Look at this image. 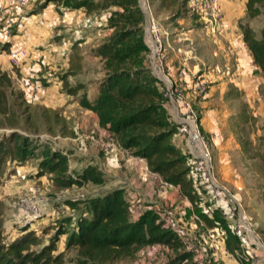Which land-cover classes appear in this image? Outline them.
<instances>
[{
    "label": "crops",
    "instance_id": "0c3cea01",
    "mask_svg": "<svg viewBox=\"0 0 264 264\" xmlns=\"http://www.w3.org/2000/svg\"><path fill=\"white\" fill-rule=\"evenodd\" d=\"M76 1H85L90 10L65 3H49L40 7L41 2L38 0H29L27 5L0 0V71L8 74L15 72L12 66L21 68L25 73L22 89L26 102L41 104L45 99L48 100L49 94L57 95L53 104L43 103L44 107L54 112L55 119L49 127L53 139L60 138L59 135L63 138L69 135L63 129L61 133L55 132L56 127H63V116L56 107L60 100H64V107L71 109L67 103L75 99L79 91L77 87L69 86L73 79H84L90 85L87 98L85 94L87 100L97 98L102 79L96 93L92 95L93 82L97 80V75L103 74L105 80L108 79L112 69L107 65L111 61L109 55L106 56L109 45L116 46L114 52L125 49L131 53L125 60L132 63L131 71L149 67V53L135 55L132 45L134 41H141L146 27L153 22L166 33L164 38L170 45L167 71L173 79L179 81L184 94L197 111L199 126L213 154L218 181L231 193L239 195L243 204L249 208L250 213L243 206L246 212L253 218L258 217L262 225L263 218L254 212L256 208L251 203L253 199L247 197L248 187L242 178L243 169L234 161L239 154V145L229 129V119L233 114L229 109L232 97H225L229 87H232L241 92L247 101L259 98V89L264 83L263 75L243 40L240 27L246 20L247 0L220 1L223 18L215 33H211L202 19L190 10L187 0L186 3L184 0H149V13H143L141 26L133 25L130 7L122 0ZM139 27H143L142 32L133 33ZM91 50L88 58L94 62L100 61L103 73L100 66H95L91 72L79 69L78 65ZM10 51H24L25 57L17 65H12L9 60ZM112 61L115 65L116 59ZM198 81L204 83L206 88L202 95H196L193 91ZM157 89L161 92V87ZM75 107L82 110L76 122L80 126L76 136H73L75 143L72 138H67L75 146L68 145L67 155L62 152L58 154L66 158L64 175L67 176L66 182L72 184L62 192L52 190L53 194L56 193L55 198H51L49 192L43 196L44 200H33L34 185L27 182V199L22 201L24 213L37 210L38 215L21 216L19 223L23 226L27 223L30 226L45 223L47 227L55 225L56 221L64 217H70L66 233L56 242V253L63 252L66 251L68 235L77 232L78 219L92 218L91 209L87 208L88 202L97 199L96 204L92 205L95 209L97 204L105 203V197L116 192L125 202L130 223L155 217L156 224L160 221L162 229L179 243L175 249L161 243L143 246L134 252L132 264H248V261H244L243 249L231 233L229 221L224 218L231 202L227 194L220 192L214 195L200 179L192 175L190 178L192 172L189 171L187 178L191 180V191L195 197L192 203L182 194L178 185L168 183L153 173L144 158L117 144L108 128L99 126L93 112L81 107L79 101ZM162 108L167 121L172 123L169 105L165 103ZM86 114L95 125L88 124ZM171 142L181 153L186 154L184 137L177 125ZM61 149L65 150L63 147ZM47 164L51 165L49 161ZM51 166L57 167L56 163ZM88 169H92L95 175L100 174V183L85 181L83 175ZM38 190L46 192L44 189ZM61 194L65 195L62 199L59 198ZM85 195L88 202L81 203L83 199L80 198ZM110 201L108 199V205L112 207L114 204ZM77 203H81L84 209H77L80 213L74 212V216L71 206H79ZM262 206L264 212V204ZM194 213L201 216L202 225L192 219ZM163 215L168 219L166 224L161 219ZM36 234L40 235L41 232ZM228 235L236 243L233 250L227 247ZM46 236L50 237V233ZM185 240L197 248L199 263L195 262L192 253L185 250ZM43 244L46 242L43 241ZM70 260L71 264H76L75 255Z\"/></svg>",
    "mask_w": 264,
    "mask_h": 264
},
{
    "label": "trees",
    "instance_id": "16d2710c",
    "mask_svg": "<svg viewBox=\"0 0 264 264\" xmlns=\"http://www.w3.org/2000/svg\"><path fill=\"white\" fill-rule=\"evenodd\" d=\"M40 7L53 3L59 5L65 3L74 6H82L86 11L90 6L85 1L76 0H38ZM126 6L130 7V14L133 17V25H142L143 13L141 12L137 0H122ZM77 2V3H76ZM137 6V7H136ZM264 0H247L246 15L248 19L258 18L262 14ZM126 10V9H125ZM243 40L247 45L252 58L260 70L264 71V28L261 32V46L250 45L253 40L249 26L240 25ZM143 27L133 30V33L142 32ZM132 33V34H133ZM143 42V43H142ZM253 44L257 42L253 41ZM116 46L109 45L106 56L111 61L107 62L111 66L109 77L99 86L97 98L92 102L81 97L80 106L93 112L97 118L99 126L107 127L117 143L124 149H133V153L147 161L149 169L162 177L168 183L178 185L192 203L195 197L191 191V180L188 176L190 166L186 154L176 148L171 137L175 133L174 127H169V122L161 121L158 110L163 111L165 99L159 89L150 84L153 78L149 68L134 69L131 71L132 63L127 60V55H131L125 49L114 52ZM133 52L135 55L148 54V49L144 44V34L141 41H134ZM116 59V64L113 61ZM141 61V57L139 58ZM122 64V65H121ZM122 70L121 72H118ZM118 72V73H116ZM150 76V77H149ZM148 79V80H147ZM12 88V80L7 73L0 71V127L6 129H22L19 117L25 114V108L21 107L17 100L15 106H11L7 99V90ZM235 97L242 95L236 91ZM233 95V88L230 87L226 97ZM251 120L254 118L250 115ZM239 119H242L239 115ZM247 118L245 122H247ZM172 124V123H171ZM165 128V129H162ZM12 131V130H11ZM22 135H16L13 140H23ZM143 141L144 143H140ZM239 145L243 154L248 153V147L252 145L249 139H239ZM21 153V151H20ZM44 155L51 165L56 163L62 172L66 169L67 161L63 156L56 153ZM56 170V167L51 166ZM61 172V171H60ZM93 172L83 175L85 181L89 180L94 184L100 183V179L94 177ZM95 173V172H94ZM92 174V175H91ZM80 184V183H79ZM110 203L114 205L110 207ZM104 204H97L93 209L97 199L88 202L92 212V218H79L77 222V232L68 235L66 240V250L75 251L76 264H132L134 252L139 248L152 244L161 243L169 247L177 248L179 243L164 231L162 223L155 222V217L130 223L127 219V207L119 193L114 192L104 198ZM1 201H0V264H71L63 259V252L54 254L58 238L66 233V221L59 220L55 223L54 231L47 244H43L42 235L47 234L49 226L44 227L40 235L35 231L21 230V236L10 242L5 241L1 222ZM91 205V206H90ZM228 248L233 250L236 243L232 236L228 235Z\"/></svg>",
    "mask_w": 264,
    "mask_h": 264
},
{
    "label": "rangeland",
    "instance_id": "374dc122",
    "mask_svg": "<svg viewBox=\"0 0 264 264\" xmlns=\"http://www.w3.org/2000/svg\"><path fill=\"white\" fill-rule=\"evenodd\" d=\"M185 1L186 0H184V2ZM7 2L12 3L10 1ZM28 2L24 5H27ZM183 7H185V5ZM240 25L249 26L253 38V40L250 41V45H255L258 47L263 44V42L261 41V32L264 28V8H262V14L258 18L248 19L246 15V20L243 21V23ZM253 41L257 42V44H253ZM90 53H92V50L86 53L83 62L78 65L79 69L82 71L88 70L91 72L95 66H100L101 72L103 73V66L102 64H99L100 61L94 62L93 59L88 58ZM148 68L151 72L150 67ZM11 69L15 72L8 73L9 75L7 74L12 80V88L8 89L6 92L8 103L11 106H15L17 103H20L22 105L21 107H23V109L25 108V114H22L19 117V123L22 126V129H17L15 131L14 129L9 130L0 127V201L2 203L1 222L6 242H10L16 237L21 236L22 234L19 231L23 229L40 233L46 225L44 223L41 225L34 224L30 226V223H27L23 226V224L19 223V217L21 216H25L27 214H29L30 216L38 215L36 214L37 210L24 213V204L22 203V201L24 199H27L25 190V188L28 187L26 185L27 182L28 184L33 183L34 185V194H32L33 200H35L36 198L44 200L43 196L45 195V193L49 192L50 194H52L51 198H55L56 193L62 192L65 188L71 186L70 184L72 183L66 182L67 176L64 175L66 169L63 172H60L62 170L59 167H56V170H51V165L47 164L48 160H45L44 155L49 156L52 155L51 153L61 154V152L64 153V155H67L68 150L66 148H68V145L75 146L74 143L76 139L74 140L75 137L73 136H76V130L80 126L78 125L79 123L76 122L79 111H82L81 109H77V107L75 106H77V101L80 102L81 97L85 94L87 98V90L90 86L84 79L76 78L71 81L69 86L71 88L77 87L79 91L75 96L76 98L68 101L67 103L71 106V109H66L64 107V100H60L57 103L58 106L56 107V109L64 118L61 116L62 122L60 121L63 127L58 126L55 128L56 133H61L60 130L63 129L65 133H67L68 131L69 135H64V138L62 135H59L60 138L53 139V132L49 133V127L51 126V121L55 119V117L53 116L54 112L51 111L50 108L44 107L43 103L53 104L54 102H56L55 98L57 95L49 94L48 100L45 99L44 102H41L42 105L38 104L37 102H26L24 98V90L22 89V83L23 79L25 78V73L21 70V68L19 69V66H12ZM15 69L19 72L17 73ZM258 69L260 70L259 67ZM260 71L264 78V71ZM152 73L153 72H151V74ZM152 76L154 79L150 81V84L153 85L154 82L152 81L154 80V85L156 87H161L160 82L154 77L153 74ZM101 79L102 82L99 83ZM104 81L105 77L103 76V74L97 75V80H95L92 84V95L96 93L98 83L100 85ZM236 91V89H233V95H230L232 99L230 100L231 103L229 104V109L233 111V114H231L232 116L229 119V129L235 142L238 145L239 139H249L252 145L248 147L247 154L242 153L239 145V154L234 161L236 165L243 169L242 178L245 182V185L248 187L247 197H249L250 200L253 199L251 203L256 208L254 209V212H257V214H259V216L263 218L262 225L257 220L258 217L253 218V216L249 214V208L246 206V204H243V199L242 204L243 206L245 205L244 207L246 208V210H248V214L253 218L252 227L254 231L262 239V241H264V212L262 206V204H264V83L259 89L260 97L252 98L250 101H247L246 98L243 97V94L239 97L234 98V94H236ZM18 96L20 97L19 101L17 100L19 99ZM50 99H52V101H50ZM15 100H17V103L14 102ZM90 102H92L91 99ZM168 112L172 118V124L170 123L169 127H174L176 131L174 112L172 111L170 106ZM157 113L159 114L161 121L167 122L164 110H158ZM239 115L242 119H239ZM250 115L254 118V120H251L249 118ZM85 117L90 126L95 125V123H93V121L87 114ZM246 118L248 120L247 122H245ZM0 121L2 120L0 119ZM18 134L22 135L25 138H23V140L20 139L19 141L13 140V137ZM67 138H72L71 140L74 143ZM140 143L144 142L141 141ZM61 147L65 148V150L61 149ZM185 147L187 153L189 149L186 142ZM129 151L132 152L133 149H130ZM209 152L213 159L211 148H209ZM186 156L190 158V155L188 153L186 154ZM88 171L89 169L86 173L93 172L92 174L94 175V177L98 179L100 178V174L95 175L92 169L89 172ZM38 189H44L46 190V192H39ZM52 190L56 193L53 194ZM64 196L65 195L61 194L59 195V198L62 199L64 198ZM80 199H83L81 203L88 202V198H86V195ZM260 200H262V204ZM81 203L76 204L79 206H71L72 209H70L72 210L73 215L74 212L80 213V211H78L77 209H84V206ZM20 209L22 210V212L20 211ZM61 220L66 221L65 229H67L69 227L68 222L70 220V217H64ZM21 226L23 227L19 229ZM49 227L51 228H49L50 231L48 230V233H50V236H52V231L54 230L55 225H50ZM44 235H42V239L47 244L50 238L49 236L44 237ZM58 246H60V244H58ZM58 253H56L55 251L53 252V255ZM63 257L65 262H67L71 257L73 258V249L66 251L64 250Z\"/></svg>",
    "mask_w": 264,
    "mask_h": 264
},
{
    "label": "built area",
    "instance_id": "2783aa9c",
    "mask_svg": "<svg viewBox=\"0 0 264 264\" xmlns=\"http://www.w3.org/2000/svg\"><path fill=\"white\" fill-rule=\"evenodd\" d=\"M12 3L24 5L28 0H7ZM221 0H187L190 10L202 19L205 26L211 33H215L222 21V12L220 9ZM142 13H149L148 0H137ZM166 33L159 29L155 23L150 22L144 31V44L148 49L150 57V69L154 77L161 84V92L165 103L170 106L174 112V118L178 130L182 133L188 147V163L191 175L197 177L209 186L211 192L216 195L224 192L231 198L224 218L229 221L231 233L238 240L243 249L244 261L248 264H264V241L256 234L252 227L253 218L246 212L242 205L241 197L231 193L223 187L215 174V166L209 152V143L202 133L198 123V114L192 106L191 101L183 92L179 81L173 79L168 71L167 64L169 58L170 45L164 35ZM25 57L24 51H10L9 60L12 65H17ZM205 85L198 81L193 86L196 95H202L205 92ZM192 219L202 225V218L199 214H192ZM164 224L168 223L167 217L161 216ZM185 250L192 253L199 263L196 254L197 248L188 241H184Z\"/></svg>",
    "mask_w": 264,
    "mask_h": 264
}]
</instances>
